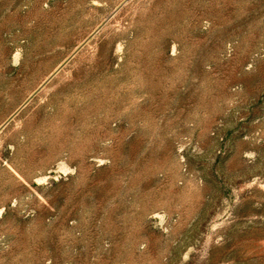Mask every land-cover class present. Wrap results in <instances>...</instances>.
Here are the masks:
<instances>
[{"label":"rangeland","instance_id":"1","mask_svg":"<svg viewBox=\"0 0 264 264\" xmlns=\"http://www.w3.org/2000/svg\"><path fill=\"white\" fill-rule=\"evenodd\" d=\"M0 264H264V0H0Z\"/></svg>","mask_w":264,"mask_h":264}]
</instances>
